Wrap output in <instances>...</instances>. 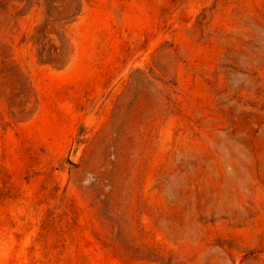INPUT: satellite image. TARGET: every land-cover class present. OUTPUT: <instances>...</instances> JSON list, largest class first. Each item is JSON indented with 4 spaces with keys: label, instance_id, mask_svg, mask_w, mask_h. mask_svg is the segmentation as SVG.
Segmentation results:
<instances>
[{
    "label": "rangeland",
    "instance_id": "374dc122",
    "mask_svg": "<svg viewBox=\"0 0 264 264\" xmlns=\"http://www.w3.org/2000/svg\"><path fill=\"white\" fill-rule=\"evenodd\" d=\"M52 1L63 68L0 0V264H264V0Z\"/></svg>",
    "mask_w": 264,
    "mask_h": 264
},
{
    "label": "trees",
    "instance_id": "16d2710c",
    "mask_svg": "<svg viewBox=\"0 0 264 264\" xmlns=\"http://www.w3.org/2000/svg\"><path fill=\"white\" fill-rule=\"evenodd\" d=\"M46 7L49 8L48 16L43 24L35 28L32 40L40 63L63 68L68 63L70 45L64 27L78 16L80 9L75 7L73 1L64 8H60L54 1L46 0ZM51 10H56L57 14L51 15ZM52 36L59 40L58 45L51 42Z\"/></svg>",
    "mask_w": 264,
    "mask_h": 264
}]
</instances>
